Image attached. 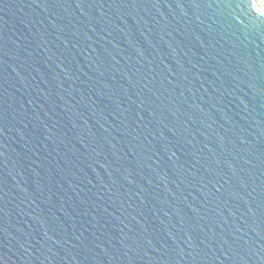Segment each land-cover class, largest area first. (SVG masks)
<instances>
[{"label": "water", "instance_id": "water-1", "mask_svg": "<svg viewBox=\"0 0 264 264\" xmlns=\"http://www.w3.org/2000/svg\"><path fill=\"white\" fill-rule=\"evenodd\" d=\"M260 5L0 0V264H264Z\"/></svg>", "mask_w": 264, "mask_h": 264}, {"label": "snow or ice", "instance_id": "snow-or-ice-1", "mask_svg": "<svg viewBox=\"0 0 264 264\" xmlns=\"http://www.w3.org/2000/svg\"><path fill=\"white\" fill-rule=\"evenodd\" d=\"M255 11L257 13H260L262 16H264V10H262L261 8L257 7V8H255Z\"/></svg>", "mask_w": 264, "mask_h": 264}, {"label": "bare ground", "instance_id": "bare-ground-1", "mask_svg": "<svg viewBox=\"0 0 264 264\" xmlns=\"http://www.w3.org/2000/svg\"><path fill=\"white\" fill-rule=\"evenodd\" d=\"M257 3L261 4L260 8L264 10V0H257Z\"/></svg>", "mask_w": 264, "mask_h": 264}]
</instances>
